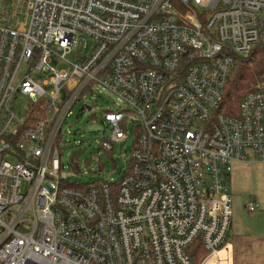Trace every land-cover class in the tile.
<instances>
[{"label":"built area","instance_id":"built-area-1","mask_svg":"<svg viewBox=\"0 0 264 264\" xmlns=\"http://www.w3.org/2000/svg\"><path fill=\"white\" fill-rule=\"evenodd\" d=\"M13 1L0 8V264H232L225 183L234 163H264V82L236 116L216 111L234 57L264 44V0ZM95 88L127 107L103 113L101 148L126 132L133 145L119 179L75 184L62 125Z\"/></svg>","mask_w":264,"mask_h":264},{"label":"rangeland","instance_id":"rangeland-1","mask_svg":"<svg viewBox=\"0 0 264 264\" xmlns=\"http://www.w3.org/2000/svg\"><path fill=\"white\" fill-rule=\"evenodd\" d=\"M0 8L15 10L16 2L0 0ZM88 39L87 52L92 47ZM246 56V55H243ZM90 111H79L84 103L74 107V114L66 118L60 143L62 172L71 183H90L93 180L114 182L126 168V160L133 145V135L123 130L125 138L109 152L101 148L102 140L110 134V125L102 123L106 110L120 112L126 105L107 90L95 88L87 95ZM24 98L17 97L13 111L20 118L26 108ZM75 164V166H73ZM225 183L231 197V221L225 243L233 245L232 257L238 264H264V163H234ZM123 169V170H124ZM254 199L256 209L249 212L245 205ZM229 253V252H228ZM228 254H220L215 264H230ZM232 260V264H235Z\"/></svg>","mask_w":264,"mask_h":264},{"label":"trees","instance_id":"trees-1","mask_svg":"<svg viewBox=\"0 0 264 264\" xmlns=\"http://www.w3.org/2000/svg\"><path fill=\"white\" fill-rule=\"evenodd\" d=\"M233 61L222 100L216 111L226 117L236 116L242 96L252 91L257 84L264 82V44H256L246 56H236ZM203 255L204 250H201L198 256H194V260L198 262Z\"/></svg>","mask_w":264,"mask_h":264},{"label":"crops","instance_id":"crops-1","mask_svg":"<svg viewBox=\"0 0 264 264\" xmlns=\"http://www.w3.org/2000/svg\"><path fill=\"white\" fill-rule=\"evenodd\" d=\"M250 201H253V202H255V200L254 199H250ZM249 201V202H250ZM248 203V202H247ZM246 203V204H247ZM246 206V205H245ZM228 245H229V247H230V249H231V257H232V250H233V245L231 244V243H227ZM232 260H233V257H232ZM233 262H234V260H233ZM235 263V262H234ZM235 264H238V263H235Z\"/></svg>","mask_w":264,"mask_h":264},{"label":"water","instance_id":"water-1","mask_svg":"<svg viewBox=\"0 0 264 264\" xmlns=\"http://www.w3.org/2000/svg\"><path fill=\"white\" fill-rule=\"evenodd\" d=\"M86 109H87V110H89V108H88V107H87Z\"/></svg>","mask_w":264,"mask_h":264}]
</instances>
